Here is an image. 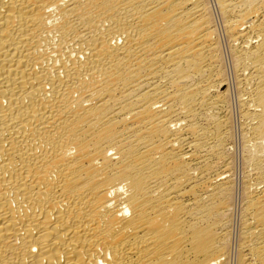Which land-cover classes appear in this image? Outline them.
Listing matches in <instances>:
<instances>
[{
  "label": "bare ground",
  "instance_id": "1",
  "mask_svg": "<svg viewBox=\"0 0 264 264\" xmlns=\"http://www.w3.org/2000/svg\"><path fill=\"white\" fill-rule=\"evenodd\" d=\"M232 99L264 264V0H0V264H230Z\"/></svg>",
  "mask_w": 264,
  "mask_h": 264
},
{
  "label": "rangeland",
  "instance_id": "2",
  "mask_svg": "<svg viewBox=\"0 0 264 264\" xmlns=\"http://www.w3.org/2000/svg\"><path fill=\"white\" fill-rule=\"evenodd\" d=\"M225 41V42H224ZM227 42V43H226ZM222 43H224V44H222L223 46H222V48H223V57H224V61L226 62V63H224V65H225V71L227 72L226 73V75H227V77H228V79H230V81L232 82L233 80H231V79H233L234 78V73L233 72H235L234 71V69L232 68L233 66V64L231 63L232 62V58H230V57H232V53L231 52H229V51H231L232 50V48L230 49L229 48V46L231 45L230 44V42L226 39V38H223V41H222ZM230 44V45H229ZM228 45V46H227ZM224 47H227V48H224ZM231 47V46H230ZM224 49H227V50H224ZM230 49V50H229ZM229 50V51H228ZM226 51H228V52H226ZM224 52H226V54L224 53ZM229 54H231V55H229ZM228 59V60H227ZM231 59V60H230ZM228 64V65H227ZM229 65H231V66H229ZM229 66V67H228ZM230 68V69H229ZM230 71H229V70ZM233 70V71H232ZM228 75H230V76H228ZM231 77V78H230ZM233 100H234V103H233ZM236 103V101H235V99H232L231 100V105H232V107H231V109H232V116H233V119H232V123L233 124H231V126H233V130H232V132H234V135H233V137H232V139H231V141L229 142V144H228V149H229V155H230V161L231 162H233L234 164H233V166H232V175H233V173H234V175H233V178H236V179H233V180H235L234 181V183H235V188H236V195H237V197H236V206H235V210H234V212H233V222L231 223V233L233 234L232 235V240H231V262H230V264H235V259H236V250H237V248H234V247H237V244H238V242H239V231H240V220H241V211H238V210H241V204H242V201H240L241 200V198H240V192H241V189H242V182H243V177H244V173H245V168H246V163H245V161H244V157H246L245 156V154L247 153V152H245V149H244V147H243V144H242V137H241V135H242V125H240V124H242L241 123V119H240V117H239V115H238V111H237V104H235ZM235 108V109H234ZM238 121H237V120ZM235 120V121H234ZM241 133V134H240ZM234 141V142H233ZM237 142V143H236ZM235 143V144H234ZM234 145V146H233ZM233 147V148H232ZM231 150V151H230ZM235 150V151H234ZM235 153H234V152ZM242 151H243V153H242ZM233 152V153H232ZM239 154V155H238ZM233 156V157H232ZM235 158V159H234ZM233 159V160H232ZM239 167V168H238ZM239 171V172H238ZM243 176V177H242ZM242 178V179H241ZM240 181H238V180ZM238 183V184H237ZM242 183V184H241ZM237 186H239V187H237ZM238 198V199H237ZM238 203V204H237ZM239 206V208H238V206ZM238 208V209H237ZM237 210V211H236ZM237 212V213H236ZM240 214V215H239ZM237 216V217H236ZM240 216V217H239ZM239 219V220H238ZM238 223V224H237ZM236 224V225H235ZM234 229V230H233ZM237 229V230H236ZM235 238V239H234ZM238 239V240H237ZM234 241H235V243H234ZM237 241V242H236ZM235 249V250H234ZM234 252V253H233ZM235 254V255H234ZM233 255V256H232Z\"/></svg>",
  "mask_w": 264,
  "mask_h": 264
}]
</instances>
